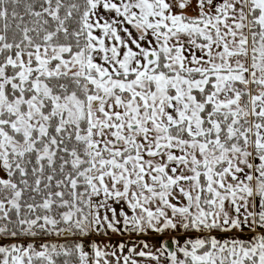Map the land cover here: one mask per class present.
<instances>
[{
    "label": "snow or ice",
    "instance_id": "obj_1",
    "mask_svg": "<svg viewBox=\"0 0 264 264\" xmlns=\"http://www.w3.org/2000/svg\"><path fill=\"white\" fill-rule=\"evenodd\" d=\"M0 264H264V0H0Z\"/></svg>",
    "mask_w": 264,
    "mask_h": 264
}]
</instances>
